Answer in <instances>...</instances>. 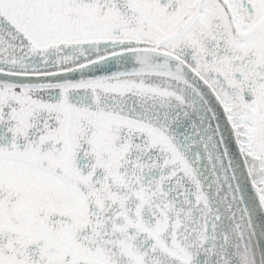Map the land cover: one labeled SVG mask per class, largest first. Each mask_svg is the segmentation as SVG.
<instances>
[{
	"label": "snow or ice",
	"instance_id": "snow-or-ice-1",
	"mask_svg": "<svg viewBox=\"0 0 264 264\" xmlns=\"http://www.w3.org/2000/svg\"><path fill=\"white\" fill-rule=\"evenodd\" d=\"M0 264H264V0H0Z\"/></svg>",
	"mask_w": 264,
	"mask_h": 264
}]
</instances>
